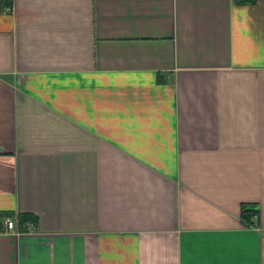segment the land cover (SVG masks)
<instances>
[{
	"label": "crops",
	"instance_id": "1",
	"mask_svg": "<svg viewBox=\"0 0 264 264\" xmlns=\"http://www.w3.org/2000/svg\"><path fill=\"white\" fill-rule=\"evenodd\" d=\"M0 210V264H264V0H0Z\"/></svg>",
	"mask_w": 264,
	"mask_h": 264
},
{
	"label": "trees",
	"instance_id": "2",
	"mask_svg": "<svg viewBox=\"0 0 264 264\" xmlns=\"http://www.w3.org/2000/svg\"><path fill=\"white\" fill-rule=\"evenodd\" d=\"M233 1L237 4H247V3H252L255 0H233ZM254 211H255V209L252 208L251 205L241 204L240 205V212H239V214L241 216V221L245 224H249L250 221L247 220L248 219V213H252ZM5 216H10V217L15 218L16 226L19 229L22 228L23 221L34 219V217L30 213H27V212H13L11 210H0V219H1V217H5Z\"/></svg>",
	"mask_w": 264,
	"mask_h": 264
},
{
	"label": "built area",
	"instance_id": "3",
	"mask_svg": "<svg viewBox=\"0 0 264 264\" xmlns=\"http://www.w3.org/2000/svg\"><path fill=\"white\" fill-rule=\"evenodd\" d=\"M4 9L8 10L9 6H6ZM31 225H32V223L29 220H26L24 222V226H25L26 229L29 228V226H31ZM1 228L3 230H14V231L18 230L16 228V220H15V218L10 217V216L3 217L2 218V226H1Z\"/></svg>",
	"mask_w": 264,
	"mask_h": 264
}]
</instances>
